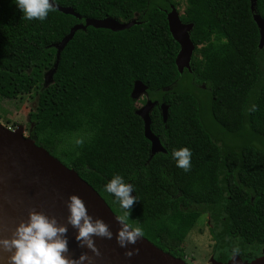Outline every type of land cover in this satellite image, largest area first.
I'll use <instances>...</instances> for the list:
<instances>
[{
	"label": "trees",
	"instance_id": "trees-1",
	"mask_svg": "<svg viewBox=\"0 0 264 264\" xmlns=\"http://www.w3.org/2000/svg\"><path fill=\"white\" fill-rule=\"evenodd\" d=\"M52 2L80 20L55 10L29 22L12 0H0V99L34 97L30 139L76 172L116 216L121 210L104 185L115 175L132 184L138 202L130 222L173 257L183 259L185 238L202 213L211 216L217 244L264 245V47L258 49L250 0ZM255 2L264 20V0ZM170 7L193 24L195 49L182 74L166 20ZM104 18L139 24L79 30L57 57L54 45L71 27ZM135 81L147 87L146 101L156 102L150 129L164 153L150 154L130 96ZM181 148L192 153L188 172L172 157Z\"/></svg>",
	"mask_w": 264,
	"mask_h": 264
},
{
	"label": "water",
	"instance_id": "water-1",
	"mask_svg": "<svg viewBox=\"0 0 264 264\" xmlns=\"http://www.w3.org/2000/svg\"><path fill=\"white\" fill-rule=\"evenodd\" d=\"M255 1L250 0V10L259 32L258 49L260 50L264 47V20L255 13ZM52 4L55 10L80 20V16L72 8L60 7L53 2ZM165 13L169 33L179 47L175 57V66L177 71L182 74L184 70L190 71V61L195 49L190 39L193 24L183 23L174 7H170V10ZM137 24L139 22L136 20L119 22L113 18L85 19L83 23L71 27L62 41L54 45L57 49V57L79 30L93 27L117 32ZM56 66L55 64L54 68L46 73L49 80H45V84L51 82ZM146 90L147 87L142 82L135 81L130 95L131 99L138 100L140 96L146 95ZM155 105L156 102L147 100L144 106L135 111V114L143 122V134L150 142L151 155L165 152L158 137L150 129V113ZM160 110L162 120L165 122L168 106L162 104ZM72 195H76L84 201L88 214L94 220L100 219L109 226L113 238L108 240L93 237L95 246L100 251V256L96 257L87 248L78 246L75 240L77 230L68 225L67 240L70 258L78 259L82 253H86L91 257L92 264H187L184 260L162 251L144 237L127 249L120 248L115 239L120 225L115 220L116 215L101 196L76 172L64 166L42 147L37 146L33 140L25 137L21 128L10 130L0 123V239L11 238L19 223L27 221L28 213L31 210L55 217L58 224L65 225L69 215L66 203L68 197ZM132 248L139 249V254L130 259L126 258L124 252ZM9 255L10 253L0 251V264H7ZM239 263L237 257L227 262V264ZM84 264H88V262L85 261ZM251 264H264V258Z\"/></svg>",
	"mask_w": 264,
	"mask_h": 264
},
{
	"label": "clouds",
	"instance_id": "clouds-1",
	"mask_svg": "<svg viewBox=\"0 0 264 264\" xmlns=\"http://www.w3.org/2000/svg\"><path fill=\"white\" fill-rule=\"evenodd\" d=\"M21 13V19L29 22L45 21L49 13L55 11L51 0H12ZM250 111H255L253 106ZM191 150L181 148L173 150L172 157L176 166L184 172L191 169ZM103 190L114 197L121 214L115 216L120 228L116 234V243L120 248L127 249L144 237V230L139 223L130 222L133 206L138 202L133 196L134 187L126 183L122 176L115 175L104 185ZM69 215L65 225L58 224L55 217L46 216L31 210L26 222H21L15 228L9 239H0V251L10 253L7 264H92L91 257L82 253L78 259L68 256V225L77 230L75 240L81 248H87L94 256L99 257L100 251L95 246L93 237L111 240L113 233L109 226L100 219H93L84 201L72 195L66 203ZM239 248L232 249L233 258L239 255ZM139 254V249L125 251L124 256L131 258Z\"/></svg>",
	"mask_w": 264,
	"mask_h": 264
},
{
	"label": "rangeland",
	"instance_id": "rangeland-1",
	"mask_svg": "<svg viewBox=\"0 0 264 264\" xmlns=\"http://www.w3.org/2000/svg\"><path fill=\"white\" fill-rule=\"evenodd\" d=\"M45 80H49L47 74ZM145 103V96H140L135 104L136 109L141 108ZM35 107L36 100L31 95H25L13 100L0 99V123L10 130L21 128L23 135L30 138L27 132L29 127L28 117ZM184 245L186 250L184 262L187 264L210 263L208 259L213 256V246L216 243L210 232L207 216L200 218L198 224L186 236Z\"/></svg>",
	"mask_w": 264,
	"mask_h": 264
},
{
	"label": "flooded vegetation",
	"instance_id": "flooded-vegetation-1",
	"mask_svg": "<svg viewBox=\"0 0 264 264\" xmlns=\"http://www.w3.org/2000/svg\"><path fill=\"white\" fill-rule=\"evenodd\" d=\"M30 128L28 127V135H29ZM202 216H207L209 229L213 237V232L215 230L214 226L211 223V216L209 213H202ZM199 218V220H200ZM199 220L197 221L196 225L198 224ZM195 227V226H194ZM214 242L216 243L213 246V256L208 259L210 263L207 264H227L230 261L232 256V249L239 248V255L235 256L239 259V264H249L250 262H254L255 260L264 258V245L262 244H244L240 240H230L229 242H225L224 244H217L216 240L213 238ZM183 259L185 260L186 257V250L185 245L182 247ZM182 259V260H183Z\"/></svg>",
	"mask_w": 264,
	"mask_h": 264
}]
</instances>
